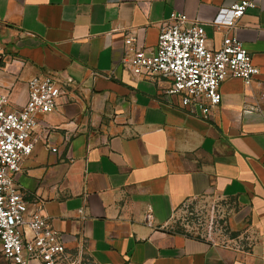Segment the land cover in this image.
Segmentation results:
<instances>
[{
	"label": "crops",
	"instance_id": "0c3cea01",
	"mask_svg": "<svg viewBox=\"0 0 264 264\" xmlns=\"http://www.w3.org/2000/svg\"><path fill=\"white\" fill-rule=\"evenodd\" d=\"M237 1L0 0V46L13 51L0 67L9 110L26 104L34 76L54 73L63 89L58 109L38 117L15 182L70 255L264 264V0H252L234 31L259 75L250 85L223 82L209 119L182 109L166 93L170 80L135 77L125 46L130 35L136 50L154 52L175 11L202 25L217 50L232 31L214 22ZM207 198L225 212L229 234L211 241L169 228L180 205Z\"/></svg>",
	"mask_w": 264,
	"mask_h": 264
},
{
	"label": "built area",
	"instance_id": "2783aa9c",
	"mask_svg": "<svg viewBox=\"0 0 264 264\" xmlns=\"http://www.w3.org/2000/svg\"><path fill=\"white\" fill-rule=\"evenodd\" d=\"M252 0L233 3L221 11L214 22L226 26L232 33L225 37L219 49L207 46L202 25L188 26L186 15L172 12L160 25L158 44L154 52L135 49L133 36H126L129 68L141 79H168V95L179 98L180 106L190 114L200 111L209 119L221 103L220 87L229 78L241 79L250 85L259 75L258 68L235 34L239 21ZM63 89L54 73L34 76L28 81V99L20 110H9L10 96L0 93V247L3 257L12 264H80V256H72L58 231L41 211H30L23 192L15 182L22 171L23 160L34 150L33 132L37 119L58 109ZM52 152L57 149L52 148ZM146 221L154 225L151 209ZM220 227L216 236L227 235Z\"/></svg>",
	"mask_w": 264,
	"mask_h": 264
},
{
	"label": "rangeland",
	"instance_id": "374dc122",
	"mask_svg": "<svg viewBox=\"0 0 264 264\" xmlns=\"http://www.w3.org/2000/svg\"><path fill=\"white\" fill-rule=\"evenodd\" d=\"M3 44V43H2ZM10 44H3L0 46V67L4 66L5 58L12 55ZM224 211L217 200L214 199H200L190 200L180 205L171 218L169 228L175 232H183L190 236L197 237H214L220 227L223 232H228V222ZM0 264H12L7 261L2 253L0 247ZM80 264H93L87 255H83Z\"/></svg>",
	"mask_w": 264,
	"mask_h": 264
}]
</instances>
